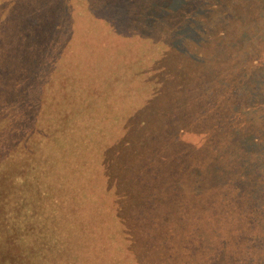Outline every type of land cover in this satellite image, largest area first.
<instances>
[{
  "label": "trees",
  "instance_id": "1",
  "mask_svg": "<svg viewBox=\"0 0 264 264\" xmlns=\"http://www.w3.org/2000/svg\"><path fill=\"white\" fill-rule=\"evenodd\" d=\"M263 2L0 0V171L9 161L31 168L12 173L22 190L48 192L28 183L37 181L36 163L51 180L68 176L65 166L81 167L70 158L88 150L85 143L108 142V122L155 124L154 136L91 153L83 160L90 176L64 184L48 207L21 200L18 228L38 240L29 264H210V255L225 251L234 258L223 264H264V247L257 251L264 245V154L249 159L264 134L243 112L264 111V74L243 79L231 45L242 41L239 29L208 37L223 27L218 15L226 7L231 20L241 12L239 20L258 28ZM119 100L125 109L115 107ZM235 110L243 112L238 120ZM191 129H210L202 149L177 146L176 158L164 161L156 143H178ZM165 188L186 198L152 205ZM174 212L184 213L173 215L177 226L162 223L161 214ZM44 219L55 229L50 236ZM235 219L256 232L252 249L240 248ZM51 240L61 250L54 263Z\"/></svg>",
  "mask_w": 264,
  "mask_h": 264
},
{
  "label": "rangeland",
  "instance_id": "2",
  "mask_svg": "<svg viewBox=\"0 0 264 264\" xmlns=\"http://www.w3.org/2000/svg\"><path fill=\"white\" fill-rule=\"evenodd\" d=\"M22 1V0H21ZM42 4L43 0H23V4ZM264 3V2H263ZM257 5H261L262 3L260 1H256ZM127 5V4H126ZM262 7V6H261ZM135 8V7H133ZM27 10V9H26ZM234 11L233 9L225 8L222 9L220 12V15H218L219 24H221L223 27L216 28L213 27L210 31V36L213 34H216L218 38L222 37L224 33L232 32L229 30V28L233 29H239L242 41L239 40L238 43L236 41H232L231 45L233 47H238L239 54L238 57L240 58V63L242 65V68H245L244 71H246L243 74V79H249L253 74H264V23H259L258 28H249L248 25L251 24L249 21V18H247L246 25L244 24V21L242 22L241 18L244 16L241 15V12H237L236 14L232 15L233 20L230 19L231 12ZM241 19V20H239ZM230 25V26H229ZM229 26V28H228ZM262 29V31H260ZM254 46V48H252ZM255 57L258 58L256 61ZM260 70V71H256ZM236 73V72H235ZM237 88L240 90H245L244 85L237 84ZM264 88V86H263ZM30 99V97H29ZM259 99H262V104H264V94L259 96ZM125 103L122 102V100H119L115 107L120 108L123 107L125 109ZM122 109V110H123ZM255 109L248 108L244 112V115L248 117L249 119H244V121H251L253 122V126L251 128L256 130H263L264 134V111L258 112L257 116H255V112L253 111ZM240 112V110H235L231 114L237 118V120L240 117V114L243 113ZM117 116V119L121 118L119 114H115L114 117ZM112 117V118H114ZM104 118V117H102ZM174 119V118H172ZM103 121V119H102ZM173 121V120H171ZM169 122V121H168ZM26 124L30 125V122L27 118ZM121 125L122 127H119ZM155 124L150 125L149 123L144 125L142 128H137L135 125H132L131 123L122 122L119 121V123L116 124V126L112 125V123L108 122L106 125H104L105 131H107V134H112V136H109V141L105 143H85L84 145H88V150L85 149L81 156L79 157H73L70 158L71 161H75L81 165V167H76L74 165L65 166V171L68 174V176H62L61 174L60 179L51 180L50 178H45L42 176L38 168L41 167L40 164H37V173H36V180H28V183L30 185H35L37 182L40 184L41 187L46 189V186H49L47 193H39L33 189H29V191L22 190L20 186H18L16 183L20 184V179L15 177L13 171L16 169L19 173H31L32 169L26 170L24 167L21 169L17 165H12L17 162L9 161L8 168L7 166L1 167L0 173L2 174V178H0V264H29V259L34 261L35 257L31 255V250L34 248V244L38 241L37 239L30 238L27 234L23 233L20 228H18V220L15 219V217L19 216L21 211V200L27 199L30 201H37L39 204L43 205L44 207H48L47 201L51 198V195L54 196L56 193L61 192L65 186L64 184H69V182H73V180L77 177L84 176L88 177L90 176V173L87 171V164L83 162L85 159L92 158L94 154L98 151V149H102L104 147H108L112 144L121 143L123 140H127L129 142H136L141 141L140 139H143V137L148 134L151 136L155 135ZM154 128V129H153ZM170 134V133H168ZM184 137L185 140L181 138H177L178 143H156L157 145H162L161 152L164 153L163 160L169 161L170 159L176 158V147L182 146V147H191L193 148V151L201 150L202 145L206 144L208 141V137L210 135V129H191L188 130V132L185 134ZM207 140V141H206ZM133 144V143H132ZM233 144V143H232ZM235 144V143H234ZM246 145H249L248 143ZM254 145H264V143H256ZM30 148L28 146L26 149ZM24 150V149H23ZM187 150V149H186ZM253 152L250 156V160H254L258 158L259 154H264V146H253L252 147ZM257 152V153H256ZM191 156H188L186 159H190ZM29 159H33L32 156L27 157V160L22 161L20 159L19 164H22ZM104 159V158H103ZM31 163V161L28 163V165ZM6 164V162L4 163ZM27 164V163H26ZM29 167H31L29 165ZM8 172V173H7ZM259 172V169L256 168L253 172V175H257ZM72 173V174H71ZM49 184V185H44ZM156 191L155 195L157 194L154 204L156 205L158 203H172L178 200H184L186 196L184 190H181L182 194L180 197H177V195H172V193L166 191V188L163 190ZM20 193H22L25 197H21ZM70 197V195H68ZM50 204V203H49ZM70 205V204H69ZM235 206V204H234ZM238 206V205H237ZM65 212H59L56 213V215H64ZM184 213L180 212H174L171 215L168 213H163L160 215V219L162 223H166V225L174 224V226H177L175 221L178 219L177 217L173 218V215L175 216H182ZM235 214H231V216L234 218ZM239 218H247L249 216V213L245 214L243 213L237 214ZM230 216V217H231ZM261 217L264 218V211L261 213ZM260 218V217H259ZM45 220V219H44ZM239 220L233 221L232 225L234 230H236L239 234L236 235L237 237H242V240H237L239 242L240 248H246V249H252L253 243L257 240L255 231H246L244 228H240L238 224ZM45 235L50 236L54 232V228L51 227L49 224V219L45 220ZM38 236H40V233H37ZM250 238V243H246V239ZM191 240L194 242H198V238L196 236H190ZM62 241V238H60ZM58 242L59 240H51L48 244L49 253L48 257L50 258V262L54 263L58 261V256L61 253V250L58 248ZM264 245L259 243V249L257 251H260L261 248H263ZM47 254V252L45 253ZM229 258H234L233 255L227 253L226 251L223 253H220V256L216 255H210L207 259L208 260H214L211 261L210 264H223L222 261H227Z\"/></svg>",
  "mask_w": 264,
  "mask_h": 264
}]
</instances>
